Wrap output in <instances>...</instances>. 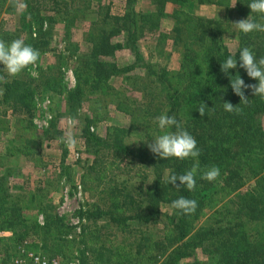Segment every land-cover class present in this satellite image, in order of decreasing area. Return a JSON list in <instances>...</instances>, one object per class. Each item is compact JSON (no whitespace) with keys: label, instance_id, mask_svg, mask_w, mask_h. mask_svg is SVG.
<instances>
[{"label":"rangeland","instance_id":"374dc122","mask_svg":"<svg viewBox=\"0 0 264 264\" xmlns=\"http://www.w3.org/2000/svg\"><path fill=\"white\" fill-rule=\"evenodd\" d=\"M10 1H15L16 5H14L15 9L12 13H7L6 9ZM77 1L81 2V0ZM125 1L102 0L103 4L110 2L111 16L123 15ZM184 1L185 3H180L177 6L166 5L165 11L162 13L163 16L158 20V31L149 32L146 27L141 25L137 29L141 36L138 43L142 60L140 65L144 64L157 71H168V78L173 76L176 85H183V87H185V81L180 80L177 76L185 78V70L181 66L185 44L175 43L171 40L172 36H175L173 33L175 24H178L179 20H185L187 16L202 17L204 26H208L210 21H216L222 30L228 32L236 30L233 25L235 21L225 20L224 14L226 9L224 5H228L231 10L235 0ZM216 2H220L222 5H216ZM22 4L26 5L25 0H5L2 3L0 38L13 36L12 40L5 43H10L17 38H21L25 42L28 40L26 26L29 17L22 10ZM135 8L136 12L146 15L154 10L150 0H138ZM70 12L71 15L68 17L61 14L55 16L52 41H50L47 51L39 55L34 69L30 66L26 72L10 77L0 65V77L4 78L0 80V178L5 177L7 186L11 190L10 202H16V205L22 209L27 224L37 222L42 226L43 211L48 207H52L51 210H47L48 214L56 215V218L60 220V226L57 229L31 231L28 236L32 245L31 249L45 257L58 258L63 263L80 262L82 253L86 251L88 264H125L127 261H130L131 264H174L175 261V264H212L213 260L218 259L220 255L217 251L219 243L223 241L220 235L215 237L214 246L209 247L207 242H201L199 247L185 249V255L181 257V250L178 248L180 244L169 236L165 237V233L167 234L163 227L165 218H163V223L159 221L147 225L140 224L135 220H128L125 223L128 224V227L107 223L105 218L98 219L95 225H91L90 221L86 219L87 213L93 210V205H97L101 210L109 211L113 215H122L121 217L129 216L133 212L134 214L141 212V209L139 210L142 197V194L139 193L140 187L150 186L154 180L165 179L168 174V170H162L160 160L166 162L169 158L158 157L150 151L148 145L168 130H161L156 121V117L165 114V105L162 100L161 86L156 87L155 84L147 81L151 76L148 68H135L126 74L112 77L109 80L110 90L106 94H87L77 110L76 117L69 116L67 95L75 87L74 76L70 72H73L78 58L84 57L82 54L88 50L87 37L92 34L94 26L95 28L100 26L99 23H96L99 19L96 12L89 9L88 6L70 8ZM178 25L180 28L185 26V24ZM66 26H68V30H64ZM34 28L32 27L31 33H35ZM17 30L19 33L16 32ZM65 31L66 35L64 36ZM121 38V35L118 36L114 42L120 41ZM203 38L207 43L208 38L206 36ZM237 41V35L229 33L223 35V46L232 54L237 49ZM76 44L78 45L77 50L73 47ZM65 48L70 49L65 50ZM105 61L114 63L121 69L133 64L134 58L129 49L123 48L116 50L114 55L106 58ZM33 71L38 75H32ZM191 73L198 78L202 75L197 70H192ZM27 76L36 80L32 82L31 88L39 87L33 95L31 111L17 113L1 102L2 84L4 81L16 78L23 81L22 78ZM152 78L156 80V77ZM118 100H126L127 103L133 102V108L139 112H137L139 122L133 121L130 116L116 110L115 104ZM86 117L91 120L90 132L98 134L104 140L113 136L114 139L118 138L119 141L133 149L148 152L155 160L154 166H146L131 157L125 159L121 163L120 169L117 170L115 169L116 164L112 165L115 159L111 156L105 160V164L107 163L106 170L110 169L109 172L107 171L109 176L113 175L115 178L111 183L114 193L108 191L105 183L98 185L94 180L95 172L87 169L93 163L94 156L87 153L81 138V130ZM70 119L73 121L71 127H69ZM260 121L264 134V116L260 118ZM52 122H54V128H51ZM69 130L77 140V144L73 148L67 147L61 139ZM231 149L240 151L241 147L235 145ZM121 160L116 161L118 163ZM234 164H239L235 167H240L238 168L240 171L242 165L240 161L234 160ZM244 171H247V168L243 167L241 174ZM261 172L264 174V162ZM244 181V188L253 186V174L247 173L246 175L245 173ZM125 186L133 192L132 195L122 191L120 193L118 189ZM244 190L246 189L239 193L237 199L240 197L243 199L240 202L254 204V197H250ZM124 195H129V198L124 202L131 206L133 212L123 215L125 207L122 205V200ZM230 198L231 196H221L216 201L209 203L208 207L204 208L195 220L188 223L191 225L190 235L203 234L208 228L218 230L221 224L233 222L231 220H234L236 215H233L232 203L230 201V204L227 203ZM117 207H122V212H119ZM160 210L163 215L175 213L172 205L167 203H161ZM0 221L3 222L0 223V226L6 222L2 217H0ZM262 224L256 229L253 223H248L238 230L246 231L249 241L254 242L255 238H260L259 233L264 234V223ZM98 227L104 229L101 231ZM62 228L63 231L57 234ZM135 231L145 242V248L139 254L136 253L137 246L134 245ZM255 231L259 233L255 234ZM66 232L69 233L65 234ZM63 236H66L67 238H65L68 240L74 238L75 243L68 242ZM221 236L225 237V235ZM102 245L114 249V252L111 256L104 257L103 262H95L97 249ZM107 260L109 262H106Z\"/></svg>","mask_w":264,"mask_h":264},{"label":"trees","instance_id":"16d2710c","mask_svg":"<svg viewBox=\"0 0 264 264\" xmlns=\"http://www.w3.org/2000/svg\"><path fill=\"white\" fill-rule=\"evenodd\" d=\"M4 1L0 0V9ZM137 1L126 0L122 16H111L110 2L103 4L102 0H81V2L77 0H27L26 2L25 0L26 5H21L22 10L29 17L26 26L28 40L25 43L38 50L40 54L47 51V47L52 41L56 15L61 14L68 17L71 15L70 8L88 6L89 9L96 12L99 18L96 23H99L100 26L98 28L94 26V32L92 31V34L87 37L88 50L82 54L84 57L78 58L72 72L75 87L67 95L68 114L71 118L76 117L77 110L82 105L87 94H106L110 90L109 80L112 77L126 74L135 68H148L149 73L152 77H156V80L149 76L150 79H147V81L155 84L156 87L161 86L165 114L174 116L181 123L184 130L188 131L197 141V147L200 151L197 158L180 160L172 157L166 162H163L162 159L160 160L162 170H168L167 177L172 174H184L198 162V172L195 177L196 187L194 190L189 191L184 186L176 187L170 185L167 183V177L165 179L157 178L150 186L140 187L139 193L142 194L140 213L134 214L131 206L124 202L129 198V195H124L122 200V205L125 207L124 211L122 212V207H117V210L122 212L123 215L124 213L132 212L133 214L121 217L122 215H113L109 211L101 210L99 206L93 205V210L87 213L86 219L90 221L91 225H95L98 219L105 218L107 223L115 224L116 226L126 225L128 227V224H125L128 220H135L140 224L147 225L148 223L159 221L163 223V218H165L163 223V227L167 232L165 237L168 238L169 236L180 244L178 248L181 250V257L185 255V249L199 247L203 242H207L209 247L214 246L215 237L220 235L223 240L219 243V250H217L220 255L218 259L213 260L212 264H264V234L255 231V234L259 233L260 238H255V241L251 242L246 231L240 232L238 230L244 227V224L253 223L257 229L264 223V174L261 172L264 162V134L260 121V118L264 116V99L254 96L252 90L247 88L244 89V93L248 100L246 102L241 101V98L233 92L230 85V78L235 77L237 74L245 81V84L258 83V81L250 78L246 71L239 66V51L247 47L257 59L264 57V32L254 31L244 34L237 29L228 32L222 30L220 24L216 21H210L208 26H204L202 23L204 18L202 17L187 16L185 20H179L177 23L185 24V26L180 28L178 24H175L176 27L173 31L175 36H172L171 40L175 43L182 42L185 44L181 65L185 70V78H180V75L177 76L180 80L185 81V87L183 85L177 86L178 84L176 85L173 76L170 79L168 78V71H157L144 64L140 65L142 60L138 43L141 36L138 34L137 29L141 25L146 27L149 32L158 31V20L163 16L162 13L165 11L166 5L177 6L180 3H185V1L150 0L154 10L147 15L136 12L135 5ZM251 2L252 0H235V6L231 10L228 5H224L226 7L224 12L225 20L237 22L249 17L255 22L264 23V16L251 12L248 6ZM215 4L222 5L220 2ZM8 5L6 11L7 13H12L15 9V1H10ZM174 12H176L175 9ZM32 27H35L33 30L35 33H31ZM67 27L64 30H68L69 28ZM16 32L19 33L18 30ZM225 33L237 35L238 46L233 54L223 46L222 41ZM120 35L122 37L121 40L114 42V39ZM204 36L208 38L207 43L204 42ZM12 38L13 36H2L0 39L8 42ZM73 47L77 50L78 45L76 44ZM123 48L129 49L132 53L133 64L120 69L114 63L105 61L106 58L113 56L116 50ZM66 49L69 50L70 48ZM229 56L236 57L237 68L229 69L228 74H225L221 71V63ZM192 70H197L202 75L199 78L194 77L191 73ZM23 72H26V69ZM177 77L175 76V79ZM20 80L16 78L3 82L1 102L17 113H28L31 111L35 90L39 86L31 88L32 82L36 80L30 76L23 77V81ZM224 102H230L233 106H236L237 110L233 112L225 111ZM202 103L206 105L204 115L200 116L198 109ZM132 104L133 102L127 103L126 100H118L115 108L120 113L130 116L133 121L139 122L138 111L133 108ZM90 121V118H84L85 123L81 130V138L87 153L94 156L93 163L87 169L95 172L94 180L98 185L105 183L108 191L114 193L111 183H113L112 180L115 178H113V175L109 176L107 171L109 172L110 169L106 170L107 163L105 164V160H108L111 156L115 159L112 165L116 164L115 169L117 170L120 169V165L125 159L131 157V159L137 160L146 166H154L155 160L151 158L148 152L133 149L124 144V142L119 141L118 138L114 139L113 136L104 140L98 134L90 132ZM54 127V122H52L51 128ZM167 130L175 131V128ZM116 131L119 133L118 130ZM235 145L241 147V150L233 151L231 147ZM116 160H121V162L117 163ZM234 160L240 161L242 164L240 171L238 169L240 167H235L239 164L235 165ZM213 166L219 168V177L211 182L202 179L203 173ZM243 167L247 168V171H244L246 175L247 173L253 174L254 185L250 188H244L245 173L241 174ZM177 185H179V181H177ZM243 189H246L244 191L250 197H254V204L240 202L242 199L240 197L237 199ZM118 190H120V193L122 191L130 195L133 194L126 186L120 187ZM10 191L5 177L0 178V217L6 220L0 226V230L12 233V238L10 239L12 245L16 246L28 240V247L31 249L32 245L28 237L30 232H36L38 229H45L46 231H50L51 228L57 229L60 226V220L56 218V215L48 214L47 210L52 209V207H48L43 211L44 222L42 226L37 222L27 224L22 209L16 205V202H10ZM181 196L197 202V208L194 213L186 215L176 209H174L175 213L173 215H163L161 213V203L172 205V202ZM221 196H231L227 203H232L233 215H236L235 219L231 220L233 222L221 224L218 230L208 228L203 234L190 235L191 225L188 223L191 220H195L196 216L204 208L208 207L209 203L216 201ZM115 199L118 198L115 197ZM0 223L3 222L0 221ZM98 228L101 231L104 229L103 227ZM68 230L70 231V228ZM62 231L63 228L57 234ZM68 233L66 232L65 234ZM221 235H225V237ZM139 236L135 231L136 238H133L135 241L133 243L137 246V254L145 248V242ZM256 236L258 237V235ZM63 237L65 238L66 236ZM66 240L72 244L75 243L74 238ZM113 252L114 249L112 248H106L104 245L99 246L94 258L95 262H103L102 259L106 256H111ZM209 252L211 251L209 250ZM86 256V251H84L80 259L81 264H88ZM106 262L109 261L107 260ZM125 264H131V262L127 261Z\"/></svg>","mask_w":264,"mask_h":264},{"label":"clouds","instance_id":"9594fccd","mask_svg":"<svg viewBox=\"0 0 264 264\" xmlns=\"http://www.w3.org/2000/svg\"><path fill=\"white\" fill-rule=\"evenodd\" d=\"M233 4L232 7H234ZM251 12L258 13L264 16V0H252L248 5ZM236 29L244 34H248L254 31L264 32V23H258L254 20L241 19L235 23ZM39 51L32 46L25 43L21 38L14 39L10 43H5L0 40V65H3V69L10 77H15L23 72L30 66L34 69L39 59ZM240 67L243 68L247 75L258 81L257 84H245V81L237 74L235 77L230 78V85L233 92L241 98V101L246 102L248 99L245 97L244 89L250 88L254 96H259L264 99V57L259 59L253 54V52L245 47L239 51ZM237 68L236 57L229 56L223 63H221V71L228 74L229 69ZM32 75H38L33 71ZM0 77V80H3ZM205 105L202 103L198 109L200 116L204 115ZM224 109L227 112H233L236 106H233L230 102L223 103ZM158 127L161 130L175 128V131H165L163 134L156 137L152 143L148 145L150 151L163 159L177 158L180 160L188 158H197L200 151L197 147V141L195 138L184 128L181 123L174 117L166 114L156 117ZM73 121L69 122V127ZM62 142L69 148H73L77 144V140L74 134L69 130L65 136L61 138ZM198 172V162L193 168L184 174L176 175L172 174L167 177V183L170 185L180 187L184 186L189 191H192L196 187V175ZM220 175L219 168L213 166L207 169L202 179L209 182L215 181ZM179 181V185H177ZM172 208L179 210L183 214L194 213L197 208V202L193 199L181 196L172 202Z\"/></svg>","mask_w":264,"mask_h":264},{"label":"built area","instance_id":"2783aa9c","mask_svg":"<svg viewBox=\"0 0 264 264\" xmlns=\"http://www.w3.org/2000/svg\"><path fill=\"white\" fill-rule=\"evenodd\" d=\"M11 238L10 231L0 230V264H81L79 261L63 263L58 258L45 257L30 249L28 240L12 245Z\"/></svg>","mask_w":264,"mask_h":264},{"label":"crops","instance_id":"0c3cea01","mask_svg":"<svg viewBox=\"0 0 264 264\" xmlns=\"http://www.w3.org/2000/svg\"><path fill=\"white\" fill-rule=\"evenodd\" d=\"M118 15H121V14H118Z\"/></svg>","mask_w":264,"mask_h":264}]
</instances>
